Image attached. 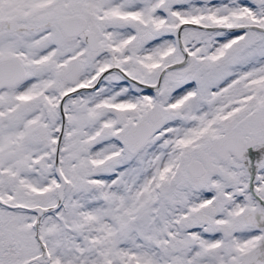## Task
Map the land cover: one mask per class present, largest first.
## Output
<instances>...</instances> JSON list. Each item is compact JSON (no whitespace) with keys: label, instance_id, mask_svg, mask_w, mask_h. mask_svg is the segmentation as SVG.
<instances>
[{"label":"snow or ice","instance_id":"6c2138e0","mask_svg":"<svg viewBox=\"0 0 264 264\" xmlns=\"http://www.w3.org/2000/svg\"><path fill=\"white\" fill-rule=\"evenodd\" d=\"M0 264H264V0H0Z\"/></svg>","mask_w":264,"mask_h":264}]
</instances>
